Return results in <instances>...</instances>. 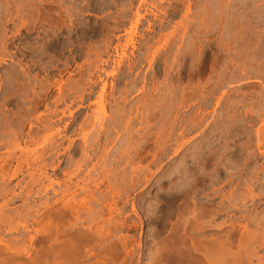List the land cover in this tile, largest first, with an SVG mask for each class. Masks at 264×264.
Returning <instances> with one entry per match:
<instances>
[{"label": "rangeland", "instance_id": "374dc122", "mask_svg": "<svg viewBox=\"0 0 264 264\" xmlns=\"http://www.w3.org/2000/svg\"><path fill=\"white\" fill-rule=\"evenodd\" d=\"M245 223L264 0H0V264H186Z\"/></svg>", "mask_w": 264, "mask_h": 264}, {"label": "bare ground", "instance_id": "6f19581e", "mask_svg": "<svg viewBox=\"0 0 264 264\" xmlns=\"http://www.w3.org/2000/svg\"><path fill=\"white\" fill-rule=\"evenodd\" d=\"M256 222H257V220H256ZM257 223H259V222H257ZM253 224H252V226H254ZM258 225L256 224L255 227H258ZM249 226H250L249 223H247V224L245 223L244 229H242L243 230L242 233L240 231H238V233H237V234L241 233V236L239 235V237H238V239H239L238 242H239L240 247H239V250H237V251H233V247H234L233 243H236V241L233 242L234 239L232 240L231 238L234 235L233 236L228 235L231 238L226 237V240L225 239L223 240V238L220 239L219 238L220 236H218L216 238L211 237L212 239L207 238L205 240H202V239L200 240V238H198L199 241H197L196 238H195V240L193 239L194 241L191 240V241H193L194 246L192 245L193 248L190 246L186 248V252H188L190 255L189 258H187V260H186V264H228L231 261V258L234 259V260L232 259L234 261L233 264H239V263L253 264V258L255 256L259 255V254L257 255V253H258L257 247L258 246L263 247L264 241H260L261 238L259 237L262 234L261 233L262 231H259L262 226L260 227V229H257V228L251 229ZM234 238H235V236H234ZM249 247H252L251 248L252 250H249ZM70 248H71V245H70L69 249ZM247 248H248L249 252L242 254L243 252L248 251V250L243 251L242 249L245 250ZM241 250H242V252H241L242 255L240 254ZM194 251L197 252V255H195V253H193ZM198 253L200 255H198ZM258 264H264V260H262L260 258L258 260Z\"/></svg>", "mask_w": 264, "mask_h": 264}]
</instances>
